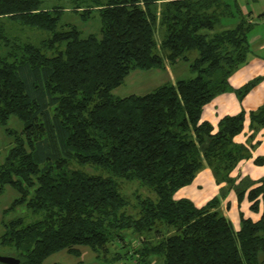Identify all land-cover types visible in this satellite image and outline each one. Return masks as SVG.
<instances>
[{"label":"trees","instance_id":"obj_1","mask_svg":"<svg viewBox=\"0 0 264 264\" xmlns=\"http://www.w3.org/2000/svg\"><path fill=\"white\" fill-rule=\"evenodd\" d=\"M66 10L0 0V125L12 138L0 197L11 185L19 196L7 210L25 204L36 216L3 221L0 245L20 264H46L62 249L80 254L84 244L119 258L113 247H128L135 264H264V180L246 192L230 176L250 154L234 140L247 112L226 114L217 126L202 118L217 95L243 98L259 82H230L248 61L259 20L238 0H74L68 10L100 20L98 33H85L63 22ZM178 61L195 75L142 94L113 93L135 69ZM248 115L252 128L263 127L264 102ZM12 116L21 130L8 125ZM205 166L260 217L242 215L236 228L216 197L202 206L177 198ZM119 179L139 181L155 197L137 194L132 205ZM129 232L136 243H126Z\"/></svg>","mask_w":264,"mask_h":264},{"label":"rangeland","instance_id":"obj_2","mask_svg":"<svg viewBox=\"0 0 264 264\" xmlns=\"http://www.w3.org/2000/svg\"><path fill=\"white\" fill-rule=\"evenodd\" d=\"M239 2L245 6L248 10L252 9L256 12L264 11V0H239ZM74 4V0H43V6L51 7L54 5H63L67 7V10L63 15V22H72L79 25L85 33L99 32L100 20L99 18H93L88 22L81 19L79 14L74 11L68 10V7ZM253 30H264V22L257 24ZM188 64L184 61H178L165 68H156L151 70L135 69L133 70L124 80L123 84L114 89L113 93L116 96L124 97L132 93L142 94L152 90L158 85L168 82L175 81L180 78H189L194 76ZM10 127L21 130L22 122L17 117L12 116L9 120ZM12 138L5 135V127L0 125V163L3 162L4 156L11 144ZM72 167H81L76 163L71 164ZM238 165V164H237ZM88 172L94 173L99 172L98 168L92 165H85L81 167ZM212 170V169H211ZM101 171V170H100ZM213 173V171H211ZM198 180L192 181L189 185L181 188L179 192L188 191L191 197L194 198L197 204H205L208 200L216 197L219 203L223 201L225 190L228 188L229 183L227 180L217 181L215 176L213 179L208 176V173L202 169L198 172ZM214 174V173H213ZM264 180V178L262 179ZM120 188L123 193L127 195L132 205L136 204L135 196L137 194L145 197H155V193L147 186L141 184L139 181H125L119 179ZM200 184L201 186H198ZM185 188V189H184ZM177 191L175 196L179 194ZM19 196V192L11 185H6L5 192L0 197V235L5 231V225L3 221L7 222L17 217H25L27 221L34 219L36 216L27 208L25 204L18 205L14 209L7 210L13 203V201ZM133 208V207H132ZM131 210V209H130ZM253 212V211H251ZM254 215V214H251ZM232 221V220H231ZM233 225L236 226V222L232 221ZM126 243H136V235L132 232L126 234ZM120 245V244H119ZM113 247L118 249L117 251L123 254L122 257H116L115 252L112 251L110 254L99 253L95 251L90 245L84 244L79 246L80 254L69 253L66 249H62L51 253L45 259L46 264L58 262L60 264H135V260L130 256L126 255L125 252L128 247ZM113 246V245H112ZM10 251L0 245V255H13L9 254ZM2 264V263H0Z\"/></svg>","mask_w":264,"mask_h":264},{"label":"crops","instance_id":"obj_3","mask_svg":"<svg viewBox=\"0 0 264 264\" xmlns=\"http://www.w3.org/2000/svg\"><path fill=\"white\" fill-rule=\"evenodd\" d=\"M240 5L244 14L250 12V17L252 19H258L259 23L264 22V11L260 13L252 9L248 10L241 3ZM249 39L251 53L248 57V61L232 73L230 82L235 88L255 78H260L259 82L248 91L243 98H240L234 91H228L217 95L204 106L202 113L203 119L217 126L220 118L226 114H235L242 110L247 112L244 128L234 137V140L236 143L246 145L250 148V154L242 158L230 174L235 184L243 182L242 187L246 189V192L250 189L249 186H251L253 182H259L264 178V163L259 164L255 161L257 157L264 156V126L259 129L252 128L248 115L251 110L257 109L264 102V30H253ZM202 169L213 179L214 174L211 172L212 170L210 167L205 166ZM198 175L199 173L196 174L194 180H198ZM198 186L201 185L198 184ZM226 191L227 195L224 197L223 201L220 202L219 209L230 220L237 223L235 226L236 228L241 226L242 215L252 217L253 219H258L260 217L261 210L253 211L250 208L251 202L246 195L239 199L238 191L234 188L233 184L228 186L225 190V194ZM176 197H188L194 200L188 191L179 192Z\"/></svg>","mask_w":264,"mask_h":264},{"label":"water","instance_id":"obj_4","mask_svg":"<svg viewBox=\"0 0 264 264\" xmlns=\"http://www.w3.org/2000/svg\"><path fill=\"white\" fill-rule=\"evenodd\" d=\"M0 263L2 264H20V259L13 255H0Z\"/></svg>","mask_w":264,"mask_h":264}]
</instances>
